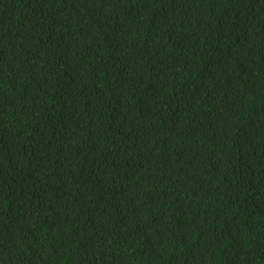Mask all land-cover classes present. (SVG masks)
Wrapping results in <instances>:
<instances>
[{
  "label": "trees",
  "instance_id": "trees-1",
  "mask_svg": "<svg viewBox=\"0 0 264 264\" xmlns=\"http://www.w3.org/2000/svg\"><path fill=\"white\" fill-rule=\"evenodd\" d=\"M0 264H264V0H0Z\"/></svg>",
  "mask_w": 264,
  "mask_h": 264
}]
</instances>
